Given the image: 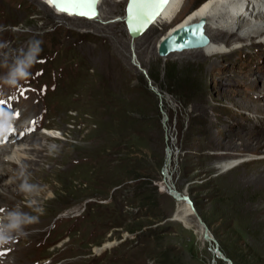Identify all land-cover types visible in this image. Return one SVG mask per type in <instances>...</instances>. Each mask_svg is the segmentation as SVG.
<instances>
[{"label":"rangeland","instance_id":"374dc122","mask_svg":"<svg viewBox=\"0 0 264 264\" xmlns=\"http://www.w3.org/2000/svg\"><path fill=\"white\" fill-rule=\"evenodd\" d=\"M204 1L182 0L171 22L134 40L125 24L127 2L101 0V17L88 21L59 14L40 0H0V44L5 45L3 52L12 53L7 62L11 64L30 41H40L42 48L27 77L29 95L31 86L34 94L24 103L18 86L7 87L11 99L17 100L16 119L23 110L30 111L27 124L35 116L48 127V133L39 128L35 135L57 138L41 139L40 144L55 147L59 140H67L78 150L85 146L89 159L69 176H63L59 166L54 170L59 175L49 176L50 164L43 162L40 168L47 176L37 177L41 184L35 195H10L4 203L11 204H1L27 210L41 202L51 216L40 229L38 213L37 226L26 231L36 236L16 241L23 249L35 243L37 251L20 260L10 257L8 264H264L246 243L250 236L244 240L237 226L225 224L219 201L211 197L216 186L212 182L203 186L218 172L201 173L218 165L209 163L207 156L226 151L210 145L225 144L230 127L248 115L236 114L243 111L227 100L226 91L238 89L232 82L261 68L264 53L245 49L218 64L214 72L222 76L223 84L210 75L213 56L179 53L161 58L157 52L161 37ZM4 60L0 56V63ZM6 71L0 69V75ZM243 93L252 94L247 87ZM20 143L12 149H18L16 155L6 157L23 166L22 158L33 153L20 151L30 149V140ZM6 167L12 169L11 164ZM26 176L17 172L13 178ZM170 188L189 195L197 216L214 234L213 243L202 239L195 217L188 227L171 220L176 201ZM44 241H51L46 249ZM107 243L112 245L105 248ZM64 244L69 251H63Z\"/></svg>","mask_w":264,"mask_h":264},{"label":"bare ground","instance_id":"6f19581e","mask_svg":"<svg viewBox=\"0 0 264 264\" xmlns=\"http://www.w3.org/2000/svg\"><path fill=\"white\" fill-rule=\"evenodd\" d=\"M40 1L45 3L49 8H53L55 10L54 6L49 3V0ZM113 1L115 3H124L128 0ZM182 4V0H171L167 8L157 19L155 24L151 26V28L162 22H171V20L179 14L178 9L182 7ZM55 11L59 14L83 20L85 19L88 21H97L101 17L100 12L98 18L90 20L85 17H77L76 15L61 13L57 10ZM200 21H205L204 29L205 34L209 39L208 44L203 47L184 50L183 52L171 53L168 57L179 53H190L191 55L203 58L213 56L216 60L214 64H212L214 69L210 71V75L211 77L217 76L219 82L224 84L222 76L220 74L217 75L214 72L218 64H223V62H225L234 52L243 51L245 49L253 48L254 50L256 49L258 53H264V0H205L197 8L191 10L179 23L169 29L168 32L161 37L158 44H160L163 39L172 34L174 31ZM151 28L148 29L143 36H145ZM231 39L232 42L228 46L227 43ZM238 48L239 50H237ZM260 63L261 68L257 67L255 71L249 73L251 75L240 77L237 81L232 82L238 84V89H231L233 91L229 94H227L226 91L225 97H230L227 98V100L234 105V107L243 111L241 113L236 112V114L239 117H243V113L246 112L248 115L245 118L246 121L239 122L240 125L238 126L233 125L230 127V130H228V133L230 132V136H228L229 140L225 144L212 143L210 145L213 150L225 149L226 151L224 153H214L213 155L207 156L206 159L209 163L218 162V165L205 168L201 171V173L204 172L206 175H209L210 173H214V171L218 172L217 176L213 178L211 177L212 179H208L206 183L204 182L205 184H203V186L211 182L214 186H216V190L211 192V197L213 201L214 199L219 201L220 206L218 205V209H222V217L226 218L224 221L225 224L229 226H237L239 234L244 240H246L247 236L248 238L250 236V240H246V243L252 246L254 250H256L259 259L264 261V55L261 57ZM244 87H247L249 92L252 94L248 95L247 93H243ZM223 90H225V88L221 87V91ZM10 101L11 100L8 99V102ZM23 111L24 112L20 113L19 117L12 125L15 128V134L10 136L14 137L19 130H24L22 138L17 139L14 137V141L22 140L23 143L30 140L31 145L34 147L31 148L30 145V147L28 146L30 149L23 148L20 151H22L23 154L27 151H30V153L33 154L30 155L31 157L29 158L23 157V166H18L17 164H14L11 159H7L6 157L9 153L16 155L18 149L17 151H12L14 145H8L5 148L0 149V151L2 150V154L0 152V189H2V191H0V210H2L0 211V215H3L7 209H11L8 206L1 205L11 204L10 202L4 203V201L8 202V198H11L10 195L23 194L19 191V189L15 191L13 189L14 185L19 186L21 184L20 181L25 179L35 185L38 184L37 186L41 184V180L39 182L37 177L41 178L47 176V173H44L40 168L43 162L50 164L49 176L57 173L54 170L58 166L60 172L63 173V176H66L67 173L69 176V173H75L77 166L85 164L89 160L87 158L88 152L85 149V146L79 148L78 150L75 146L69 145L70 142L67 140L63 142L59 140L58 145L55 147H50L49 145L42 143L40 144L39 141H41V139H45L47 142L49 140H57V138L48 134L40 137L35 135L36 133L32 130V122L35 121L34 128H37L40 124L39 119L35 116L30 119L31 125L28 124L27 126H23V124L26 123L25 121L28 119V114L30 112L25 110ZM17 112L19 114V109H15L11 112L12 116L16 117ZM2 121L3 123H9L6 122L5 119ZM12 126H8L9 132L11 131ZM20 144L18 147L22 146ZM48 152H52V154L54 153L53 155H55V157H49L50 155ZM19 156L22 155L19 154ZM9 164H11L12 169H8L6 167ZM1 169H4L6 173L4 174L1 172ZM17 172H25L27 175L26 178L14 179L13 176ZM9 176L12 178L5 179ZM165 176L168 179L167 172ZM202 176L204 177V174ZM168 181L169 179L166 180V185H168ZM170 190L171 196H173L176 201V210L173 213L171 220L181 222L188 227L190 225L189 219L195 217L202 234V239L205 242L213 243L216 238L210 227L207 225L205 226L203 220L199 218V215L197 216L195 208L190 205L188 201L190 199L189 195L186 193L178 194L176 190L171 188ZM50 196L52 197L53 195ZM36 204H31L28 208L26 207L27 210H23V208L21 210L37 216L38 213L35 209H42L43 212L38 220V225L39 227H44L49 224L51 216L46 212L45 207L41 206V202ZM84 215L85 213L82 214V216ZM33 226L37 225L32 224L25 231ZM33 236H36V234L31 233L30 235L21 236L10 240L6 244L0 245V252L5 253L3 256H0V264H8L7 262L10 257L20 260V258L22 259V257L27 255V253L37 251L35 243H29V245L24 249L22 245H16V241L18 239H21V243H23L25 241H29L27 238H33ZM50 243L51 241H44L42 249H46ZM110 245L112 244L107 243L104 247L106 248ZM63 246H65V248H63L64 252L69 251L66 244ZM101 249L102 248L96 249V252H100ZM215 253L220 258H225L223 253L220 252V249H216ZM58 254L66 256V254ZM26 262L30 263L31 261ZM22 263H24V261ZM31 264L42 263L35 261ZM67 264L71 263L67 262Z\"/></svg>","mask_w":264,"mask_h":264},{"label":"water","instance_id":"95a60500","mask_svg":"<svg viewBox=\"0 0 264 264\" xmlns=\"http://www.w3.org/2000/svg\"><path fill=\"white\" fill-rule=\"evenodd\" d=\"M100 2L95 5V15H90L91 6H85L86 14H76L79 9L73 7L72 14L66 11L57 10L55 4H52L58 12L66 13L69 15H76L77 17H85L87 19H96L99 17ZM171 0L166 3L153 4L152 0H128L125 9V24L127 31L133 39L142 37L148 29L151 28L157 19L161 16L167 8ZM205 21L192 23L184 26L163 39L158 44V56L161 58L168 57L169 54L175 52H183L194 48L203 47L208 44L209 39L205 34ZM178 194H180L178 192ZM188 200V199H187ZM193 207L191 200H188Z\"/></svg>","mask_w":264,"mask_h":264},{"label":"clouds","instance_id":"9594fccd","mask_svg":"<svg viewBox=\"0 0 264 264\" xmlns=\"http://www.w3.org/2000/svg\"><path fill=\"white\" fill-rule=\"evenodd\" d=\"M41 42L38 40L30 41L27 49H19L11 64L7 61L12 56V53L3 52L5 45L0 44V56L5 57L4 62L0 63V69H6L3 75H0V89L4 87L14 88L18 86L21 80L27 79L29 70L37 63L38 57L42 51ZM6 122H10V116L6 113L0 114ZM2 131L6 132L7 128ZM37 185L30 183L27 179L19 185V191L25 197L32 196ZM37 213H42L43 210L36 208ZM38 216L24 212L17 208L7 209L3 215H0V233L3 235V243H8L10 240L26 236L25 231L30 225L36 223Z\"/></svg>","mask_w":264,"mask_h":264},{"label":"snow or ice","instance_id":"6c2138e0","mask_svg":"<svg viewBox=\"0 0 264 264\" xmlns=\"http://www.w3.org/2000/svg\"><path fill=\"white\" fill-rule=\"evenodd\" d=\"M98 2L99 0H49V3L55 4L57 10L66 11L69 14H72L71 9L75 7L79 9V11L76 14H81V15L86 14L85 6H89V5L91 6V10L89 14L95 15V5L98 4ZM166 2L167 0H152L153 4L166 3ZM4 111L10 112L12 110L5 102L0 101V112H4ZM16 115L18 116V112L16 113ZM2 123L3 121L0 120V124ZM32 125H33L32 130H34L35 121L32 122ZM14 134H15V128L14 126H12L9 135H14ZM2 244H3V235L2 233H0V245ZM4 254H5L4 252H0V256H3Z\"/></svg>","mask_w":264,"mask_h":264}]
</instances>
